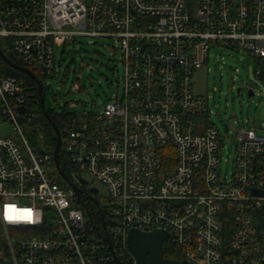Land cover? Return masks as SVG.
<instances>
[{
    "label": "built area",
    "instance_id": "obj_1",
    "mask_svg": "<svg viewBox=\"0 0 264 264\" xmlns=\"http://www.w3.org/2000/svg\"><path fill=\"white\" fill-rule=\"evenodd\" d=\"M78 35L114 37L124 66L123 90L104 109L58 125L74 177L99 188L112 250L90 231L83 190L60 182L35 90L0 66V125L12 129L0 133V232L11 264H117L114 254L138 264L130 228L165 229L186 264H264V124L219 127L194 84L226 49L244 51L264 82V0H0V48L44 83L55 45ZM245 84L255 95V81Z\"/></svg>",
    "mask_w": 264,
    "mask_h": 264
},
{
    "label": "rangeland",
    "instance_id": "obj_2",
    "mask_svg": "<svg viewBox=\"0 0 264 264\" xmlns=\"http://www.w3.org/2000/svg\"><path fill=\"white\" fill-rule=\"evenodd\" d=\"M54 51L55 74L47 80L52 86L45 91L47 109L60 115L98 112L115 93L122 92L124 66L114 37L78 35L56 44ZM217 54L210 60V69L201 67L194 74L195 89L210 95L211 120L219 127L225 122L237 127L245 119L264 124V82L255 72V61L234 49ZM246 80L255 81V95L249 94ZM11 130L10 124L0 125L1 134ZM230 135L235 137L233 129ZM96 184L103 194L104 187Z\"/></svg>",
    "mask_w": 264,
    "mask_h": 264
},
{
    "label": "water",
    "instance_id": "obj_3",
    "mask_svg": "<svg viewBox=\"0 0 264 264\" xmlns=\"http://www.w3.org/2000/svg\"><path fill=\"white\" fill-rule=\"evenodd\" d=\"M0 55L11 66L18 68L24 72H27L32 78L36 80L42 111L44 115L47 116V118L50 120V122L52 123L57 133V140H56V144L53 149L56 166L61 176L67 181L68 184L74 187L75 191L79 194L80 192H82V189L75 183L73 178H71L64 171L63 167L60 164V158H59L60 145H61L60 129H59L58 124L50 117L49 113L47 112L45 108L44 91L51 88L52 86L51 82L44 83L43 80L40 79L33 70H31L25 65L19 64L16 61L11 60L1 48H0ZM253 83L254 82L251 81L250 85H252ZM239 90H240V87L238 88V91ZM252 91H253L252 89H249L250 94L252 93ZM235 97L236 95L233 96V98ZM77 179L81 183L87 182V179L83 176L78 175ZM91 190L93 192H98L99 188L97 186H93ZM93 199H95V201L97 202L96 197H93ZM101 217H102V223L104 227V234H105L104 237L109 243V247L112 250L111 241L107 234L108 232H107L106 220L103 214ZM168 236H169L168 231H166L165 229H161V228H156L151 231H145L139 228H130L128 231V235H127V246L130 252L136 258L138 264H186L185 261L182 259H172V258L165 257L164 244ZM114 256L117 261V264H123L119 257H117L115 254Z\"/></svg>",
    "mask_w": 264,
    "mask_h": 264
},
{
    "label": "trees",
    "instance_id": "obj_4",
    "mask_svg": "<svg viewBox=\"0 0 264 264\" xmlns=\"http://www.w3.org/2000/svg\"><path fill=\"white\" fill-rule=\"evenodd\" d=\"M7 56L13 60L19 63L16 58L8 53ZM0 66L8 73L19 76L24 78L28 84L35 90L36 92V98L34 101V108L42 114V116L46 119L47 122V136H48V148L52 149L54 148L57 140V133L50 122V120L43 114L42 108H41V103L39 100V94H38V89H37V82L34 78H32L27 72H24L18 68H15L11 66L9 63H7L3 57L0 55ZM39 78L42 80H46L45 76H41L40 74L36 73ZM46 91V90H45ZM45 91H44V96H45ZM46 108V106H45ZM47 112L49 113L50 117L60 126L61 120L65 115H60L54 113L51 109H47ZM60 164L63 167L64 171L71 177L73 178L75 173L78 172L77 168H72L71 164L65 159L63 155L62 149H60ZM75 171V172H74ZM60 182L63 185H67V181L59 175ZM81 206L83 207L85 211V215L87 218L88 226L90 228L91 233L93 234L94 238L100 240L101 242H105V238L103 236L104 232V227L102 223V214L107 218V213L106 210L103 206V204L96 203L94 200L90 199L87 196L81 195ZM164 254L165 257L167 258H172V259H182V255L180 252H178L177 248L174 247V245L170 241H166L164 244ZM122 261H125L124 257H121ZM0 264H11L9 261V251L6 245V242L4 240L2 232H0ZM109 264H116L114 260H112Z\"/></svg>",
    "mask_w": 264,
    "mask_h": 264
},
{
    "label": "flooded vegetation",
    "instance_id": "obj_5",
    "mask_svg": "<svg viewBox=\"0 0 264 264\" xmlns=\"http://www.w3.org/2000/svg\"><path fill=\"white\" fill-rule=\"evenodd\" d=\"M73 180L83 190V192L81 194H83L84 196H87L90 199L95 201V199H93V197H96L97 192H93L91 190V188L93 187V184L88 179H87L86 183H81L76 177H73ZM96 199H97V202L96 201L95 202L100 203V199H98V198H96Z\"/></svg>",
    "mask_w": 264,
    "mask_h": 264
}]
</instances>
